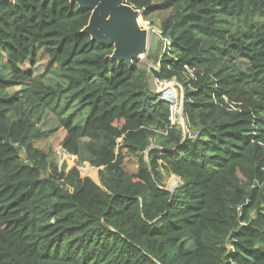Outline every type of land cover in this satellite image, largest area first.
<instances>
[{
    "label": "trees",
    "instance_id": "obj_1",
    "mask_svg": "<svg viewBox=\"0 0 264 264\" xmlns=\"http://www.w3.org/2000/svg\"><path fill=\"white\" fill-rule=\"evenodd\" d=\"M127 1L171 40L146 58L182 88L198 138L140 59L84 34L89 10L0 5V264H264V0ZM50 114L71 169L36 146Z\"/></svg>",
    "mask_w": 264,
    "mask_h": 264
},
{
    "label": "water",
    "instance_id": "obj_2",
    "mask_svg": "<svg viewBox=\"0 0 264 264\" xmlns=\"http://www.w3.org/2000/svg\"><path fill=\"white\" fill-rule=\"evenodd\" d=\"M16 0H0V5L15 3ZM81 8L91 12L89 23L83 30L94 43L113 46L110 59L119 63L132 65L144 51L148 50V32L138 24L141 11L136 10L127 0H71ZM147 53V52H146ZM153 77L160 81V70L149 68ZM151 149V148H150ZM174 191V189L172 190Z\"/></svg>",
    "mask_w": 264,
    "mask_h": 264
},
{
    "label": "rangeland",
    "instance_id": "obj_3",
    "mask_svg": "<svg viewBox=\"0 0 264 264\" xmlns=\"http://www.w3.org/2000/svg\"><path fill=\"white\" fill-rule=\"evenodd\" d=\"M141 18L143 20V26L141 27L142 30L148 32V53H152V52H159L162 53L166 50V42L165 40H163V38L161 37V31L159 30V22H156L155 26L150 25L149 22H145V20L143 19L142 15ZM149 55V54H148ZM39 56H40V61L39 64L37 66L36 69V73H40V71H43L44 69H46L47 67V63L49 61V58L47 55L43 54V52H39ZM141 65L146 68L147 70H149V68L151 66H154L156 68L159 69V66H155L154 63L150 62L146 56L145 58H143ZM29 65H25L23 67V69L25 71L29 70ZM152 75V73H150ZM47 80L50 83L56 84L58 82V79L53 76V75H49L47 77ZM150 84H151V91L154 94L155 97H157L158 99L162 98V95H160L159 93L162 91H164L166 93L167 96H173L176 97V99L172 100V109L177 108V113H175L173 116L174 118H172V123L174 125H178L181 127L183 132L187 131V124H186V120L184 118L183 115V109H182V100L183 99V91L182 88L177 85L176 81H169V82H160L158 80H156L153 75L152 78L150 80ZM167 85L168 89L170 90V92L165 91L164 87ZM176 85V86H175ZM21 85L14 87L12 89H10L8 92L11 94L14 91H18L20 90ZM177 89V90H176ZM44 128L52 131V133H50V135H48V138L38 141L36 142V146L40 149H43L45 151H49L52 147L54 148L55 153L57 154V159L58 162H60V164H62L63 162H65L68 166V169H71L75 166L76 163V159H74L73 157L67 155L63 149L61 148V141L64 138V133L61 130H58V127L55 128L56 126V121L55 118L50 114V115H46L42 124H41ZM148 158V156H147ZM95 169V170H94ZM138 169V160L136 157L133 156H127V171L130 173H134L136 172ZM82 176L83 177H93L92 179L95 180L97 182V184L100 185V180L98 178V169L93 168L92 166H89L87 163H85L83 165V167L80 169ZM179 183V178L177 177H172L170 179V181L168 182V189H173L174 187H176Z\"/></svg>",
    "mask_w": 264,
    "mask_h": 264
},
{
    "label": "built area",
    "instance_id": "obj_4",
    "mask_svg": "<svg viewBox=\"0 0 264 264\" xmlns=\"http://www.w3.org/2000/svg\"><path fill=\"white\" fill-rule=\"evenodd\" d=\"M163 40H165V42H166V47L167 48H169V46L171 45V40L170 39H163ZM163 82H168V81H163ZM178 85V84H177ZM176 86V85H175ZM165 89V91H168V92H170V90L168 89V87H167V85L164 87ZM177 90V89H176ZM160 95H162V99L163 100H165V101H168L169 103H171V118H170V120H171V123H172V118H174V114L175 113H177V108H175V109H172V100H174V99H176L177 98V96L176 97H173V96H167L166 95V93L163 91H161L160 93H159ZM173 124V123H172ZM184 134L187 136V134H189V137L190 138H193V139H197L198 138V133H196V134H192V133H189L188 132V127H187V131L186 132H184ZM229 248L230 249H233V247L232 246H229Z\"/></svg>",
    "mask_w": 264,
    "mask_h": 264
},
{
    "label": "bare ground",
    "instance_id": "obj_5",
    "mask_svg": "<svg viewBox=\"0 0 264 264\" xmlns=\"http://www.w3.org/2000/svg\"><path fill=\"white\" fill-rule=\"evenodd\" d=\"M137 24H138V26L140 28L143 26L142 21H141V15L140 14L138 16ZM146 52H147V46H146V51H144L142 54H140L139 57L142 58V59L145 58V56H147V53H148V52L147 53Z\"/></svg>",
    "mask_w": 264,
    "mask_h": 264
},
{
    "label": "clouds",
    "instance_id": "obj_6",
    "mask_svg": "<svg viewBox=\"0 0 264 264\" xmlns=\"http://www.w3.org/2000/svg\"><path fill=\"white\" fill-rule=\"evenodd\" d=\"M181 100L183 101V99H181ZM151 148H153V147H151ZM173 177H176V176H173ZM177 178H178V177H177ZM179 182H180V179H179ZM176 187H177V186H176ZM176 187H174L173 189L175 190ZM173 189H168V190L172 191Z\"/></svg>",
    "mask_w": 264,
    "mask_h": 264
},
{
    "label": "crops",
    "instance_id": "obj_7",
    "mask_svg": "<svg viewBox=\"0 0 264 264\" xmlns=\"http://www.w3.org/2000/svg\"><path fill=\"white\" fill-rule=\"evenodd\" d=\"M87 164H88V163H87ZM88 165H90V164H88ZM81 174H82V173H81ZM89 178H91V179H92L93 177H89ZM92 180H93V179H92ZM94 181H95V180H94ZM95 182H96V181H95Z\"/></svg>",
    "mask_w": 264,
    "mask_h": 264
}]
</instances>
